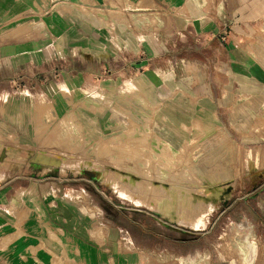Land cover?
Here are the masks:
<instances>
[{
  "label": "rangeland",
  "instance_id": "obj_1",
  "mask_svg": "<svg viewBox=\"0 0 264 264\" xmlns=\"http://www.w3.org/2000/svg\"><path fill=\"white\" fill-rule=\"evenodd\" d=\"M70 1L22 0L26 5L12 7L1 29L32 38L41 36L39 16L44 12L78 10L94 15L98 23L103 14L111 19L119 15L107 13V0H78L77 6ZM134 1L112 5L142 6ZM28 17H35L34 25ZM65 72L70 74L64 64L51 73L33 70L30 80L20 76L14 84L0 75V195L8 196L7 187H20L25 177L53 192L48 206L57 208V230L66 237L49 230L47 241L59 245V254L72 250L73 264H264V170L228 165L239 152L234 145H198L196 140L177 150L162 145L154 131L153 103L128 91L111 104L103 103L99 92L93 97L70 92V86L58 85ZM35 103H50L56 111L50 109L40 120ZM23 135L27 141H21ZM165 147L167 157L160 152ZM211 157L227 163L218 166L223 178L230 169L243 175L237 182L230 181L236 175L210 181L211 170L218 167L201 163ZM118 162L137 164L142 171L137 176L160 180L137 183L136 167H118Z\"/></svg>",
  "mask_w": 264,
  "mask_h": 264
},
{
  "label": "crops",
  "instance_id": "obj_2",
  "mask_svg": "<svg viewBox=\"0 0 264 264\" xmlns=\"http://www.w3.org/2000/svg\"><path fill=\"white\" fill-rule=\"evenodd\" d=\"M21 1L0 0V75L11 83L20 76L30 80L33 70L51 73L64 64L70 74L63 73L58 85L70 86V92L86 91L91 97L99 92L102 102L111 104L128 91L153 103L154 131L162 145L176 150L193 140L198 145H234L239 152L228 165L264 170V0H135L140 8L129 3L113 8L120 0H107V13L115 10L117 18L103 14L98 23L94 15L78 10L44 12L39 16L41 36L6 35L2 20L12 7L26 5ZM34 18L28 17L29 25ZM93 68L100 73L89 72ZM35 109L39 119L50 109L56 111L50 103H35ZM160 152L167 157L169 149ZM215 158L201 165L227 164ZM38 162L46 164L44 159ZM127 164L136 167L132 173L137 183L160 180L157 175L137 176L142 172L137 164L116 166ZM221 170L212 169L210 181L236 175L230 181L237 182L243 175L230 169L223 178ZM22 182L7 187L8 196L0 195V264H73L72 250L59 254V245L47 241L49 230L66 237L57 230V208L48 206L55 195L28 177ZM18 209L23 214L15 216ZM171 210L166 206L167 214ZM22 230L25 235H19ZM12 235L17 236L13 241H3Z\"/></svg>",
  "mask_w": 264,
  "mask_h": 264
}]
</instances>
